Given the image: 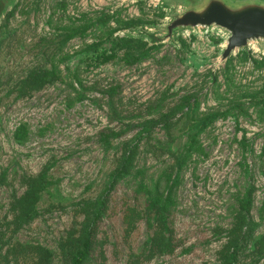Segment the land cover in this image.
<instances>
[{
  "label": "rangeland",
  "instance_id": "obj_1",
  "mask_svg": "<svg viewBox=\"0 0 264 264\" xmlns=\"http://www.w3.org/2000/svg\"><path fill=\"white\" fill-rule=\"evenodd\" d=\"M1 1L0 264H72L102 199L84 264H264V42L168 37L206 0ZM123 38L147 46L98 57Z\"/></svg>",
  "mask_w": 264,
  "mask_h": 264
},
{
  "label": "water",
  "instance_id": "obj_2",
  "mask_svg": "<svg viewBox=\"0 0 264 264\" xmlns=\"http://www.w3.org/2000/svg\"><path fill=\"white\" fill-rule=\"evenodd\" d=\"M217 26L230 34L222 60L252 42H264V5L249 4L231 8L222 0H206L199 8L185 11L168 27V37L181 29Z\"/></svg>",
  "mask_w": 264,
  "mask_h": 264
},
{
  "label": "trees",
  "instance_id": "obj_3",
  "mask_svg": "<svg viewBox=\"0 0 264 264\" xmlns=\"http://www.w3.org/2000/svg\"><path fill=\"white\" fill-rule=\"evenodd\" d=\"M4 11V4L3 2L0 0V17L2 16V13ZM111 48H110V52L109 54L107 50L103 51L102 54H99L98 57L99 58H104L105 61H110L112 60L118 51L120 50H141L143 49L145 46H147V44L145 42H143L142 40H138V39H119L116 41H112L111 42ZM156 47H151L147 50V53L149 51H152L153 49H155ZM98 51V50H97ZM140 58H137L134 60V62H136L137 60H139ZM216 119H218V116H211L205 123L204 127H207L209 125H211ZM204 129V128H203ZM133 155L127 156L124 161L123 164L121 165V167L113 174L112 178H111V183L110 186H115L116 183H118L119 181L125 179L128 175L129 172L131 170L132 164H133ZM253 194H254V190L253 188H249L248 192H247V197L246 200L244 202V205L242 207V211L243 213V219L245 221V225L247 227V230L250 233H254L256 231V228L259 226L258 223H256L252 217H251V211H252V206H253ZM158 200L154 201V204H157ZM105 207H106V201L105 199H102L98 202V208L95 212V216L94 219L92 221V225L90 226V228L88 229L83 245L81 247V249L76 253V255L74 256L73 260H72V264H84L87 260H89L91 252H92V247H93V243L95 241V231L97 228V225L99 224V222L102 220V218L104 217V212H105ZM167 206H159L157 208V215L160 216V219H163L165 222H167V217L163 216L164 211L166 210ZM262 217L264 219V203L262 206ZM47 256H51L50 252H46ZM235 261V256L232 255L230 256V263H234ZM224 264H229L227 261Z\"/></svg>",
  "mask_w": 264,
  "mask_h": 264
}]
</instances>
